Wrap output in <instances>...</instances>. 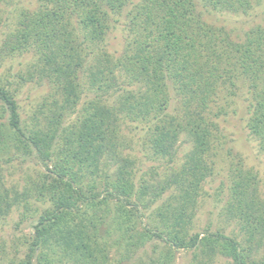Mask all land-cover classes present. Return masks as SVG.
I'll return each instance as SVG.
<instances>
[{
  "label": "trees",
  "instance_id": "16d2710c",
  "mask_svg": "<svg viewBox=\"0 0 264 264\" xmlns=\"http://www.w3.org/2000/svg\"><path fill=\"white\" fill-rule=\"evenodd\" d=\"M251 1L255 0H37L33 11L20 7L13 30L0 41V64L3 58L35 48L37 57L30 64L33 72L20 76V81L29 82L35 76L54 87L38 107L40 117L35 118L33 128L22 129L15 89L0 80V153L13 147L22 156L34 154L44 166L39 182L30 186L37 191V200L47 206L33 226L23 264H31L33 257L36 264H51L55 247L61 251V260L70 264H108L106 245L100 246L86 229L96 231L104 226V234L110 236L121 229L124 218H140L138 207H149L171 187L175 206L159 213L169 229L168 247L203 246L208 254L216 249L225 255L229 264H264L248 261L250 250L223 234L185 236L183 220L214 167L208 158L215 153L212 138L217 139L214 132L218 128L204 112L222 75L234 77L239 72L247 80L252 96L246 97V114L253 115L248 127L264 152V124L261 128L256 124L264 103L254 105V98L258 101L260 95L252 93L259 84L264 85V30L249 34L244 44L230 40L228 45L236 53L244 48L242 55L230 57L225 49L216 51L214 45L220 34L227 36L224 28L205 19L211 11L246 13L253 7ZM5 2L0 0V25ZM130 14H134L132 20L141 19L130 22L129 32L134 33L135 26L144 36L139 43L132 42L136 44L132 49V44H128L129 50L126 45L125 52L115 59L105 50L106 34L122 15ZM221 65L225 69L222 74ZM116 70L127 78L131 92L118 94L123 85L118 84ZM173 95L178 107L171 112ZM193 105L198 111L191 110ZM73 114L76 117L67 122ZM127 122L144 123L143 129L149 128L151 152L167 164L166 172L156 174L154 183L142 182L140 189L134 181V159L123 152L127 140L122 126ZM182 134L192 147L175 170L171 164ZM103 160V168L115 166L110 174L100 169ZM231 171L237 179L227 189V209L242 218L250 237L251 228L257 226L262 236L264 206L257 192V174L241 167ZM31 189L20 195L12 191V199L1 189L0 219L16 205L17 197L26 207ZM133 194L136 203L130 200ZM147 196L149 202L144 204ZM98 213L103 218H98ZM147 234L145 237H150ZM151 235L162 239L160 233ZM171 258L168 252L159 253L151 264Z\"/></svg>",
  "mask_w": 264,
  "mask_h": 264
},
{
  "label": "rangeland",
  "instance_id": "374dc122",
  "mask_svg": "<svg viewBox=\"0 0 264 264\" xmlns=\"http://www.w3.org/2000/svg\"><path fill=\"white\" fill-rule=\"evenodd\" d=\"M134 1L139 3L142 0ZM258 2L259 0L251 1L253 7L246 13L211 11L205 14V19L209 23L223 27V32L227 34V36L220 34L221 36L216 38L214 44L216 51L221 53L225 49L230 53V57L242 55L244 48L240 53H236L228 45L230 40L244 44L249 34L254 33L257 29L264 30V0H260L259 4ZM1 6L3 13L0 25V41L5 34L13 30L20 7L25 6L29 11H33L37 8L38 2L37 0H6ZM133 15L130 14L128 17L122 15L119 23L109 34H106L105 50L115 59H119L125 52L126 45L132 44L134 40L139 43L140 39H143L144 35L140 28L133 25L134 33L129 32L130 22L135 24L141 19L136 17L132 20ZM135 45H130L131 49ZM130 46H128V50ZM261 48L264 50V47ZM34 50L35 48H32L22 55L3 58L0 64V80L2 83L9 82L10 90L15 89L13 91L14 99L19 108L20 127L22 129L33 128L36 123L35 118L40 117L36 112L38 107L41 106L44 98H47L54 90V87L46 79L39 80L35 76L29 82L20 81V76H28L33 72L30 64L37 57ZM262 57L264 59V52H262ZM224 70V65H221L219 73L222 74ZM116 75L118 84L123 85L119 88L118 94H121L122 91L124 93L126 90L131 92L132 89L127 86L125 81L127 78L122 75V72L118 70ZM246 81L237 72V76L234 77L222 75L215 83L216 91L211 94L213 98L207 105V111L204 112L205 117L214 122L218 128L214 132L217 139L213 140L212 138V146H214L212 151L215 150V153L212 152L213 154L208 158V162H212L214 167L211 175L206 179L200 195L195 198L191 206L186 208V216L183 220L186 227L185 236L198 234L199 238H202L203 236H214L216 233L223 234L238 242L243 249L250 250L248 252L250 258H246L248 261L254 260L256 263H261L264 262V230L261 236L258 226L254 229L251 228L253 236L250 237L249 230L246 229L242 218L238 214L230 213L227 209L230 192L227 189L237 179L235 173L231 171L234 167H241L245 170L252 169L254 171L252 173L257 174L256 181L260 189L257 192L259 200L264 206V152L259 150L258 140L252 135L248 127V121L253 115L246 114L245 100L247 96L248 98L252 96L249 95L248 82ZM255 92L252 91V93L260 96H258V101L254 98V105L264 103L262 99L264 85L259 84ZM115 99L116 96L111 99V102H114ZM172 102L170 105L171 112L174 111L175 107L176 109L178 107V102L175 103V99ZM195 107L196 105H193L191 110L198 111ZM75 117L76 114L69 116L67 122L72 121ZM257 121L256 124L261 128L264 124V109L259 113ZM143 125L144 123L129 124L127 122L122 126V134L127 140V147L123 152L134 159V181L137 189H140L139 186L142 182L154 183L158 179L157 177L155 179L154 176L166 172L165 168H167L166 161L161 160L160 157L155 158L151 152L149 128L143 129L145 126ZM191 147V141L182 134L175 160L171 164L173 169L178 170V167L183 164L184 156ZM104 163V160L101 161L100 169H104V172L107 171L104 174H110L115 166L103 168ZM43 171L42 162L34 154L22 156L17 149L9 148L8 152L0 153V193L3 190L7 191L11 199L13 197L12 191L20 195L27 188L31 189V182H39ZM172 190L174 187L168 189V192L161 195L156 201L154 200V203H151L149 207L139 206L141 217L138 218L134 215L124 218L121 229L113 232L110 236L104 234V226L97 227L96 231L86 229L99 241L100 246L106 245L105 249L109 252L108 264H151L152 259H157L159 253L166 252L172 257L171 261L164 262L162 259H158L160 264L162 262H164L163 264H229L231 262L229 258L216 249L213 254H208L203 246L175 249L166 245L170 241V239L166 241L169 229L159 213L162 212V208L175 206L171 199ZM36 194L37 191L30 190L26 207H23L22 204L24 200L20 203L17 197L16 205H13L10 212L0 219V264H23L25 262L28 246L34 235L33 226L39 214L47 206V204L37 200ZM148 199V196L144 197V204H148ZM130 200L136 203V194H133ZM97 215L98 218H103L100 213ZM150 231L162 234V239L151 235ZM137 232L139 235L136 234ZM145 234L150 235V237H145ZM260 241L261 244L256 245ZM51 258V264H70L64 258L61 260V251L58 247L54 248ZM30 262L36 264L35 257L31 258Z\"/></svg>",
  "mask_w": 264,
  "mask_h": 264
}]
</instances>
